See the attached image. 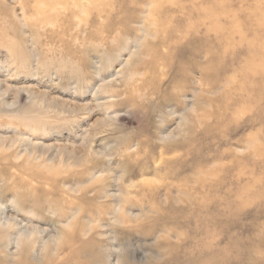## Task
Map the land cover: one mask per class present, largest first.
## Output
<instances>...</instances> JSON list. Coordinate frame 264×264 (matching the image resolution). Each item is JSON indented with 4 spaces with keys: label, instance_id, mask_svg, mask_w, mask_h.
<instances>
[{
    "label": "rangeland",
    "instance_id": "obj_1",
    "mask_svg": "<svg viewBox=\"0 0 264 264\" xmlns=\"http://www.w3.org/2000/svg\"><path fill=\"white\" fill-rule=\"evenodd\" d=\"M261 151L264 0H0V264H264Z\"/></svg>",
    "mask_w": 264,
    "mask_h": 264
},
{
    "label": "bare ground",
    "instance_id": "obj_2",
    "mask_svg": "<svg viewBox=\"0 0 264 264\" xmlns=\"http://www.w3.org/2000/svg\"><path fill=\"white\" fill-rule=\"evenodd\" d=\"M52 1V0H51ZM69 1V0H68ZM54 2V1H53ZM56 2V1H55ZM54 2V3H55ZM97 8V7H96ZM88 12V11H87ZM79 26V25H78ZM256 36V35H255ZM256 65V64H255ZM258 67V66H257ZM133 77V76H132ZM69 112V111H68ZM261 155H263L264 154V151H261V153H260ZM38 157V156H37ZM22 233V232H21Z\"/></svg>",
    "mask_w": 264,
    "mask_h": 264
}]
</instances>
